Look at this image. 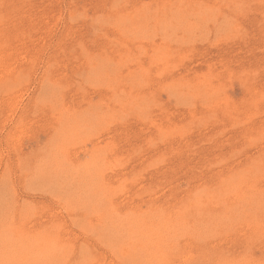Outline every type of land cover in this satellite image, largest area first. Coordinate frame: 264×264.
Instances as JSON below:
<instances>
[{"label":"rangeland","instance_id":"1","mask_svg":"<svg viewBox=\"0 0 264 264\" xmlns=\"http://www.w3.org/2000/svg\"><path fill=\"white\" fill-rule=\"evenodd\" d=\"M193 2L196 4L188 0H0V264H146L148 261L149 264H156V261L159 264L160 260V264H261L262 262L264 264L262 261L264 260V228L261 229L264 226V218H260L264 216V209L261 210L264 208V204L262 205L264 178L259 174L264 170V163H261L264 160L262 159L264 157V129H262L264 128L262 102L264 91L260 92L264 90V79L263 81L260 79L264 77V0H231V2L230 0H193ZM234 2L241 4L236 6ZM189 3L193 6H188ZM200 9L204 12L208 10L211 14L208 11L205 12L206 15L201 14ZM212 9L215 11H211ZM198 10L199 12H196ZM160 12L164 16L160 15ZM200 14L202 17L204 15L205 19L209 16L207 19L213 22L202 21L204 17H200L199 20ZM222 15H225V18ZM179 19L182 21L179 22ZM226 21L227 23H224ZM193 23L194 27L190 25ZM138 45L139 47H136ZM153 46L157 48L153 49ZM147 50L151 52L150 55ZM133 52L139 53L136 56L137 53ZM146 56L151 57V60L145 58ZM218 60L221 63L217 62ZM95 64L96 66H93ZM108 64L111 65L110 67L114 65V68H108ZM249 73L254 74L252 75L254 77ZM52 76H55L54 79ZM249 76L252 79H249ZM255 79L261 82L258 81L259 84H256L258 82L254 81ZM43 80L45 81L42 82ZM197 81L200 83L198 84ZM180 85L182 87H179ZM162 87L164 90L161 89ZM167 87H170L169 90ZM146 102L149 105L146 106ZM118 103L121 105L119 106ZM152 103L155 104L151 109ZM232 110L242 114L237 119L239 121L243 119L244 121L238 122L244 125L234 124L238 115L233 114ZM87 111L89 114L93 113L90 114L91 117L88 116L90 118L87 117L88 119L85 118L88 115ZM149 111L150 115H148ZM230 114L235 116L229 117ZM245 115L253 121L251 119L246 121ZM164 118L173 119L171 121L165 119V121ZM152 119L153 121H150ZM63 124L64 127L68 126L65 128L66 132L69 130L67 137L63 132ZM165 124L170 128L174 126V129H168ZM236 125L239 126L235 128ZM75 126H80V131ZM181 126H185V130ZM60 127L63 130H60ZM82 128L85 130L82 131ZM160 128H163L161 133ZM259 128L263 131L261 132ZM154 131L159 133L160 138L156 137L158 134ZM244 131L246 136L242 138L241 134ZM171 133L172 135L176 133L175 136L179 133L182 136L178 134L174 139ZM163 134L166 135L165 137L170 135L171 140L172 138L176 140L172 141L174 144L170 141V136L165 139ZM238 135L239 137L236 138ZM253 135L260 140L255 139L256 142L253 143L254 139H251V142L249 139L255 138ZM170 142L172 146L169 145ZM239 155L242 156L243 161ZM232 157L233 160L236 159V163L231 160ZM257 157L258 161L262 159L257 163L258 167ZM220 158L221 160L227 158L229 161L226 162L232 163L231 166L230 163L226 164L224 159L221 162L225 163L221 164ZM251 159H253L251 165L255 163L253 164L255 166H250L255 167L256 170L249 167L255 171L258 168L255 176L254 170L251 171L248 167L247 171V166L250 164L247 161ZM77 163L82 173L76 172ZM240 163L247 166L243 169ZM222 167L227 172H224ZM231 168L234 171H228V169L232 170ZM95 169L98 170L93 173ZM218 170L223 172L218 174L220 173ZM245 171H247L244 174L246 177H249L247 174L252 173L250 177L252 175L254 179H243L246 177L241 173ZM161 172L164 176H168H161ZM226 173L228 175H225ZM236 174L239 179L232 177H236ZM259 175L262 177L259 178ZM242 176L245 183L240 180ZM91 177L94 180H91ZM158 177L160 181H163L161 180L163 177L165 183H171V188L169 184H163L164 182H162L163 186L159 185ZM230 179L233 181L230 182ZM188 181L190 184L187 183ZM193 182L196 183L195 186L192 185ZM205 183L208 189L204 186ZM238 183H242V186L236 185ZM172 184L178 185L172 187ZM227 186L233 187L229 189ZM166 187L169 191L172 189L171 193ZM238 189L245 194L239 193ZM255 189L258 191L256 192ZM205 190L208 196L205 195L207 192L202 193ZM223 190L234 192L230 193L231 195L237 192L238 196L235 194L232 199L233 197L228 193L226 195L221 192ZM252 190L254 193H251ZM185 191L191 195L186 194ZM197 191L201 194V199L196 196ZM152 192L154 195L151 196ZM173 193L174 195H171ZM192 193L196 194L193 196ZM258 193H261V196ZM152 197L153 199H150ZM244 197L246 199L249 197L250 201ZM253 197L255 199H250ZM209 198H212V201ZM225 199L226 201L232 199L234 202L228 201L223 204ZM240 201L255 202L254 208L249 210L255 209L253 214L249 213L245 216L244 212L239 211L241 208L238 204H243ZM188 203H191V209ZM252 204L241 206L242 210L254 205ZM109 206L112 208H107ZM148 206L149 208L155 206L153 211L149 210L151 213H148ZM231 208L236 209V211L232 209L235 214L242 213L244 216L238 218L237 215L232 214V211L229 213L228 210ZM159 209L164 215H160ZM195 210L200 215H197ZM225 212L227 217H224ZM149 214H152L150 224ZM221 214L224 215L222 219H226V223L220 219ZM228 217L230 220L227 219ZM179 218L184 222L183 224L178 220ZM161 220L170 223L172 221L175 226L180 224L184 228L179 225L174 227L173 224V226L163 224ZM258 220L263 226L258 224L260 223ZM221 221H224L223 224L219 223ZM213 223H218L217 226L220 227L217 229ZM166 224L170 228H167L169 226ZM198 225L203 227L201 226L199 230ZM160 226L164 229L162 232H160L162 228L158 229ZM186 227L190 230L187 231ZM239 227L243 230L238 231ZM155 228L156 231L159 230L157 233L153 231ZM252 229L255 231L252 232ZM130 230L134 232L131 233ZM212 230H215L214 234ZM170 231L175 232L172 236L174 239L177 237L175 241L172 240L175 243L170 240L172 235V233L169 235ZM177 231V235L181 238L176 235ZM185 232L186 235L183 236ZM256 232L257 234H254ZM150 234L154 237H149ZM247 235H250L247 238L248 242ZM47 236L51 239V243H48L49 246L52 244L50 249H47L49 246L43 243L50 241ZM168 238L170 242L167 243ZM232 240L235 241L231 244ZM217 243L219 244L216 245ZM210 244L213 245L210 247ZM154 247L157 248L155 251ZM163 257L167 258L168 262Z\"/></svg>","mask_w":264,"mask_h":264},{"label":"bare ground","instance_id":"2","mask_svg":"<svg viewBox=\"0 0 264 264\" xmlns=\"http://www.w3.org/2000/svg\"><path fill=\"white\" fill-rule=\"evenodd\" d=\"M188 1H189V2H192V3H195V2H193V0H192V1L188 0ZM228 1H229V0H228ZM186 2H187V1H186ZM199 2H200V1H199ZM230 2H231V0H230ZM257 2H258V1H257ZM192 3H189L190 5L188 4V6H190V7L193 6V5H191ZM200 3H201V2H200ZM214 3H215V2H214ZM245 3H246V2H245ZM195 4H196V3H195ZM198 4H199V3H198ZM234 4H235V2H234ZM236 4H241V3H236ZM236 4H235V5H236ZM199 5H200V4H199ZM226 5H228V4H226ZM235 5H234V6H235ZM211 6H212V5H211ZM236 6H238V5H236ZM190 7H189V8H190ZM194 7H195V6H194ZM197 7H198V6H197ZM198 8H199V7H198ZM201 8H202V7H201ZM211 8H212V7H211ZM211 8H209V9H211ZM234 8H235V7H234ZM161 9H162V8H161ZM164 9H165V8H164ZM178 9H180V8H178ZM191 9L194 10L193 8H191ZM191 9H189V10H191ZM214 9H216V8H214ZM214 9H212L211 11H213ZM174 10H175V9H174ZM176 10H177V9H176ZM180 10H181V9H180ZM217 10H218V9H217ZM160 11H161V10H160ZM171 11H172V10H171ZM178 11H179V10H178ZM182 11H184V9H183ZM185 11H187V9H186ZM200 11H201V14H205V15H206L205 12H207L208 10L204 12L203 9H202V10L200 9ZM214 11H215V10H214ZM239 11H240V10H239ZM179 12H180L181 14H184V13H182L181 11H179ZM190 12H191V11H189V13H190ZM196 12H199V10L196 11ZM196 12H195V13H196ZM203 12H204V13H203ZM209 12H210V11H208V13H209ZM232 12H234V11H232ZM164 13H165V12H164ZM168 13H170V12H168ZM175 13H176V12H175ZM177 13H178V12H177ZM191 13H192V12H191ZM208 13H207V15H208ZM165 14H166V13H165ZM171 14H172V12H171ZM187 14H188V12H187ZM196 14H197V13H196ZM196 14H195V15H196ZM201 14H200L199 18H200V17H201V18L204 17V18L202 19V21H204V20H209L210 23H211L212 20L207 19L209 16H206L207 18L205 19V16L203 15V17H202ZM209 14H211V12H210ZM212 14H213V13H212ZM222 14H223V13H222ZM160 15H163V14H161V12H160ZM173 15H174V14H173ZM178 15L180 16V14H178ZM192 15H193V13H192ZM197 15H198V14H197ZM163 16H164V15H163ZM165 16H167V14H166ZM184 16H186V14H185ZM184 16L182 17V19L184 18ZM213 16H214V14H213ZM213 16H212V18H213ZM215 16H216V15H215ZM222 16H223V15H222ZM161 17H162V16H161ZM174 17H176V16H174ZM234 17H235V16H234ZM162 18H163V17H162ZM167 18H169V17L167 16ZM170 18H171V17H170ZM178 18H179V17H178ZM178 18H177V20H178ZM180 18H181V16H180ZM191 18H192V17H191ZM199 18H197V19H199ZM201 18H200L199 20H201ZM223 18H225V15L223 16ZM227 18H228V17H226L225 20H227ZM173 19H174V18H173ZM185 19H188V17H187V18L185 17ZM185 19H184V20H185ZM195 19H196V18H195ZM171 20H172V18H171ZM175 20H176V18H175ZM175 20H174V21H175ZM179 20H180L179 22L182 21L181 19H179ZM184 20H183V22H184ZM213 20L215 21V18H214ZM231 20H232V18H231ZM163 21H164V20H163ZM167 21H170V20H167ZM172 21H173V20H172ZM172 21H171V23H172ZM185 21H186V20H185ZM220 21H221V20H220ZM164 22H165V21H164ZM188 22H189V20H188ZM192 22H193V20H192ZM194 22H195V23H198V22H196V20H194ZM212 22H213V21H212ZM221 22H222V21H221ZM221 22H220V23H221ZM173 23H174V22H173ZM175 23L177 24L178 21H176ZM175 23H174L173 25H175ZM185 23H187V21H186ZM224 23H227V21L224 22ZM228 23H231V22H228ZM160 24H161V23H160ZM198 24H199V23H198ZM221 24H222V23H221ZM234 24H235V23H234ZM164 25H165V24H164ZM170 25H171V24H170ZM179 25H182V24H179ZM185 25H186V24H185ZM190 25L193 26L194 23H193V24H190ZM224 25H226V24H224ZM232 25H233V24H232ZM171 26H172V25H171ZM171 26H170V27H171ZM182 26H183V25H182ZM192 26H191V27H192ZM229 26H231V25H229ZM172 27H173V26H172ZM179 27H180V26H179ZM184 27H185V26H184ZM186 27H187V25H186ZM186 27H185V28H186ZM188 27H189V26H188ZM191 27H190V28H191ZM193 27H194V26H193ZM197 27H198V26H197ZM219 27H220V25H219ZM174 28H175V27H174ZM221 28H222V27H221ZM228 28H230V27H228ZM181 29H182V28H181ZM216 29L219 30L218 28H216ZM185 31H186V30H185ZM219 31H222V30L220 29ZM229 31H230V30H229ZM128 33H130V32H128ZM216 33H217V32H216ZM184 36H185V35H184ZM182 37H183V36H182ZM142 38H143V37H142ZM151 38H152V37H151ZM190 38H191V37H190ZM139 42H140V41H139ZM153 42H154V41H153ZM249 42H250V41H249ZM150 44H151V43H150ZM150 44H149V45H150ZM154 44H156V43L154 42ZM166 44H167V43H166ZM151 45H152V44H151ZM211 45H213V44H211ZM257 45H258V44H257ZM141 46H142V43H141ZM143 46H144V45H143ZM156 46H157V45H156ZM156 46H153V49H154V47L157 48ZM166 46H167V45H166ZM174 46H175V45H174ZM136 47H139V45L136 46ZM150 47H151V46H150ZM195 47H196V46H195ZM144 48H145V47H144ZM146 48H147V47H146ZM250 48H251V47H250ZM142 49H143V48H142ZM148 49H152V48H148ZM166 50H167V49H166ZM187 50H188V49H187ZM187 50H186V51H187ZM141 51H142V50H141ZM147 51L149 52V50H147ZM150 51H151V50H150ZM139 52H140V51H139ZM139 52H136L137 54H136L135 52H133V53H135L136 56H137ZM187 52H188V51H187ZM242 52H243V51H242ZM250 52H251V51H250ZM150 53H151V52H149V55H150ZM195 53H196V52H195ZM130 54L132 55V53H130ZM144 54H145V53H144ZM200 54H201V53H200ZM208 54H209V53H208ZM211 54H212V53H211ZM0 55H1V53H0ZM12 55H13V54H12ZM149 55H147V56H149ZM183 55H184V54H183ZM187 55H188V57H189V54H187ZM202 55L204 56V54H202ZM34 56H35V55H34ZM132 56H133V55H132ZM147 56H146L145 58H149V59L151 58V57H147ZM153 56H154V55H153ZM190 56H191V55H190ZM197 56H199V55H197ZM200 56H201V55H200ZM205 56H206V55H205ZM31 57H32V56H31ZM89 57H90V56H89ZM140 57H141V56H140ZM33 58H34V57H33ZM87 58H88V57H87ZM90 58H91V57H90ZM143 58H144V57H143ZM143 58H142V59H143ZM179 58H180V57H179ZM211 58H212V57H211ZM116 59H117V58H116ZM129 59H130V58H129ZM134 59H135V58H134ZM134 59H132V60H134ZM136 59H137V58H136ZM136 59H135V60H136ZM154 59H155V58H153V60H154ZM176 59H177V58H176ZM180 59H181V58H180ZM188 59H189V58H188ZM88 60L90 61V59H88ZM114 60H115V59H114ZM146 60H147V59H146ZM150 60H151V59H150ZM150 60H148V61H150ZM110 61H111V60H110ZM128 61H129V60H128ZM148 61H146V62H148ZM161 61H162V59H161ZM219 61H220V60H218L217 62H219ZM126 62H127V61H126ZM130 62H131V60H130ZM140 62H141V61H140ZM171 62H173V61H171ZM250 62H251V61H250ZM91 63H92V62H91ZM94 63H95V62H94ZM113 63H114V61H113ZM115 63L117 64V62H115ZM118 63H119V62H118ZM122 63H123V62H122ZM133 63H134V62H133ZM136 63H137V62H136ZM158 63H159V62H158ZM161 63H163V62H161ZM184 63H185V62H184ZM219 63H221V61H220ZM110 64H111V62H110ZM120 64H121V63H120ZM147 64H148V63H147ZM255 64H256V63H255ZM5 65H6V64H5ZM77 65H78V64H77ZM112 65H113V64H112ZM117 65H118V64H117ZM127 65H128V62H127ZM140 65H142V64H140ZM148 65H150V64H148ZM156 65H157V62H156ZM183 65H184V64H183ZM207 65H208V67H209V68H208V67H207V68L210 69L209 63H208ZM63 66H64V65H63ZM93 66H96V64L93 65ZM108 66H109V64H108ZM110 66H111V65H110ZM110 66H109L108 68H114V65H113V67H110ZM115 66H116V65H115ZM118 66H119V65H118ZM122 66H123V65H122ZM129 66H133V64H131V65L129 64ZM144 66H145V65H144ZM152 66H153V65H152ZM175 66H176V65H175ZM205 66H206V65H205ZM229 66H230V65H229ZM6 67H7V66H6ZM123 67H125V66H123ZM127 67H128V66H127ZM136 67H137V66H136ZM145 67H147V65H146ZM164 67H165V66H164ZM172 67H173V66H172ZM185 67H186V66H185ZM185 67H184V68H185ZM223 67H225V66H223ZM227 67H228V66H227ZM44 68H45V67H44ZM86 68H87V67H86ZM90 68H92V67H90ZM90 68H87V69H90ZM108 68H107V70H110V69H108ZM125 68H126V67H125ZM138 68H139V67H138ZM147 68H148V67H147ZM147 68H146V69H147ZM169 68H170V67H169ZM175 68H176V67H175ZM229 68H230V67H229ZM82 69L84 70V68H82ZM93 69H95V68H93ZM93 69H91V70H93ZM142 69H143V68H142ZM170 69H171V68H170ZM176 69H177V68H176ZM180 69H182V68H180ZM190 69H191V68H190ZM203 69H204V68H203ZM222 69H223V68H222ZM222 69H220V70H222ZM6 70H7V69H6ZM51 70H52V69H51ZM193 70H194V69H193ZM193 70H192V71H193ZM233 70H234V69H233ZM54 71H55V70H54ZM93 71H95V70H93ZM93 71H91V73H92ZM104 71H105V70H104ZM104 71H103V72H104ZM113 71H114V70H113ZM139 71H140V68H139ZM154 71H155V70H154ZM170 71L172 72V70H170ZM174 71H175V70H174ZM194 71H195V70H194ZM234 71H235V70H234ZM240 71H241V69H240ZM243 71H244V70H243ZM159 72H160V71H159ZM175 72L177 73V71H175ZM181 72H182V71H181ZM181 72H180V73H181ZM217 72H218V71H217ZM221 72H222V71H221ZM5 73H6V72H5ZM166 73H167V72H166ZM168 73H170V72H168ZM172 73H173V72H172ZM190 73H191V72H190ZM218 73H219V72H218ZM227 73H228V72H227ZM233 73H234V72H233ZM131 74H132V73H131ZM178 74H179V73H178ZM198 74H199V71H198ZM215 74H216V73H215ZM236 74H238V73H237V70H236ZM240 74H241V73H240ZM243 74H244V73H243ZM249 74H250V73H249ZM255 74H256V73H255ZM10 75H11V74H10ZM10 75H9V78H10ZM158 75H159V74H158ZM167 75H168V74H167ZM190 75H191V74H190ZM190 75H189V76H190ZM216 75H217V74H216ZM219 75H221V73H220ZM226 75H227V74H226ZM250 75H251V74H250ZM252 75H254V74H252ZM252 75H251V76H252ZM14 76H15V75H14ZM22 76H23V75H22ZM133 76H134V75H133ZM160 76L162 77V75H160ZM164 76H165V75H164ZM174 76H175V75H174ZM178 76H179V75H178ZM238 76H239V75H238ZM255 76H257V74H256ZM7 77H8V76H7ZM7 77H6V79H7ZM20 77H21V76H20ZM52 77H53V76H52ZM54 77H55V76H54ZM54 77H53V79H54ZM176 77H177V76H176ZM179 77H180V76H179ZM191 77H192V76H191ZM216 77H217V76H216ZM216 77H215V78H216ZM220 77H221V76H220ZM252 77H254V76H252ZM258 77H259V76H258ZM170 78H171V77H170ZM255 78H257V77H255ZM6 79H5V80H6ZM92 79H93V78H92ZM172 79H173V78H172ZM174 79H175V78H174ZM177 79H178V78H176V80H177ZM249 79H252V78H250V76H249ZM260 79H262V81H263L264 77H263V78H260ZM10 80H12V79H10ZM16 80H17V79H16ZM182 80H183V79H182ZM200 80H201V79H200ZM8 81H9V80H8ZM44 81H45V80H43L42 82H44ZM142 81H143V80H142ZM146 81H147V80H146ZM167 81H168V80H167ZM224 81H225V80H224ZM248 81H249V80H248ZM254 81H256V79H255ZM258 81L261 82V80H258ZM258 81H256V82H258ZM19 82H20V81H19ZM40 82H41V81H40ZM156 82H157V81H156ZM158 82H159V81H158ZM170 82H171V81H170ZM181 82H182V81H181ZM184 82H185V81H184ZM197 82H198V84L200 83L199 81H197ZM246 82H247V81H246ZM9 83H10V82H9ZM47 83H48V82H47ZM154 83H155V82H154ZM165 83H166V82H165ZM167 83H168V82H167ZM172 83H173V82H172ZM174 83H175V82H174ZM177 83H178V82H177ZM149 84H150V83H149ZM179 84H180V83H179ZM239 84H240V82H239ZM248 84H249V83H246V85H248ZM256 84H259V82L256 83ZM11 85H12V84H11ZM156 85H157V84H156ZM183 85H184V84H183ZM241 85H242V84H241ZM246 85H245V86H246ZM9 86H10V84H9ZM66 86H68V85H66ZM106 86H107V85H106ZM161 86H162V85H161ZM170 86H172V85H170ZM228 86H229V85H228ZM243 86H244V84H243ZM255 86H256V85H255ZM10 87H11V86H10ZM156 87H157V86H156ZM163 87H164V86H163ZM163 87H162L161 89H163ZM176 87H177V86H176ZM179 87H182V86L180 85ZM221 87H222V86H221ZM229 87H230V86H229ZM239 87H242V86H239ZM258 87H259V86H258ZM67 88H68V87H67ZM145 88H146V87H145ZM167 88H168V90H169L170 87H167ZM167 88H166V90H167ZM187 88H188V87H187ZM222 88H223V87H222ZM121 89H122V88H121ZM181 89H183V88H181ZM259 89H260V88H259ZM262 89H263V88H262ZM5 90H6V89H5ZM163 90H164V89H163ZM166 90H165V91H166ZM176 90H177V89H176ZM249 90H250V89H249ZM254 90H255V89H254ZM177 91L179 92L180 90H177ZM244 91H246V90L244 89ZM262 91H264V90H261L260 92L262 93ZM136 92H137V91H136ZM186 92H187V91H186ZM226 92H227V91H226ZM226 92H225V93H226ZM166 93H167V92H166ZM180 93H181V91H180ZM195 93H196V91H195ZM219 93H221V92H219ZM242 93H244V92H242ZM248 93H249V92H248ZM254 93H255V92H254ZM263 93H264V92H263ZM143 94H145V93H143ZM177 94H178V93H177ZM226 94H228V93H226ZM255 94H257V93H255ZM182 95H183V94H182ZM244 95H245V93H244ZM260 95H261V94H260ZM262 95H263V94H262ZM262 95H261V96H262ZM7 96H8V95H7ZM179 96H180V95H179ZM195 96H196V95H195ZM225 96H226V95H225ZM177 97H178V96H176V98H177ZM180 97H182V96H180ZM184 97H185V96H184ZM221 97H222V96H221ZM221 97H220V98H221ZM238 97H239V96H238ZM254 97H255V96H254ZM254 97H253V98H254ZM258 97H259V96H258ZM263 97H264V95H263ZM263 97H262V98H263ZM143 98H144V97H143ZM210 98H212V97H210ZM249 98H250V97H249ZM249 98H248V99H249ZM151 99H152V98H151ZM151 99H149V100H151ZM215 99H216V98H215ZM234 99H235V98H234ZM245 99H247V98H245ZM250 99H251V98H250ZM260 99H261V98H260ZM260 99H259V100H260ZM60 100H61V99H60ZM227 100H229V99H227ZM259 100H258V103L260 102ZM145 101H146V100H145ZM152 101H153V100H152ZM180 101H182V100H180ZM239 101H241V99H240ZM153 102H154V101H153ZM226 102H227V101H226ZM248 102H249V100H248ZM262 102L264 103V101H262ZM90 103H91V102H90ZM133 103H135V102H133ZM239 103H240V102H239ZM146 104H148V103L146 102L145 105H146ZM154 104H155V103H154ZM154 104L152 103L153 106H151V109L154 107ZM210 104H211V103H210ZM246 104H247V103H246ZM249 104H250V103H249ZM38 105H39V104H38ZM40 105H41V104H40ZM58 105H60V103H59ZM118 105L120 106L121 104L118 103ZM148 105H149V104H148ZM224 105H225V104H224ZM239 105H240V104H239ZM243 105H245V104L243 103ZM243 105H242V106H243ZM257 105H258V104H257ZM61 106H62V105H61ZM146 106H147V105H146ZM201 106H202V105H201ZM246 106H247V105H246ZM248 106H249V105H248ZM262 106H263V104H262ZM262 106H261V107H262ZM122 107H123V106H122ZM144 107H145V106H144ZM212 107H213V106H212ZM215 107H216V106H215ZM223 107H224V106H223ZM253 107H254V106H253ZM261 107H260V108H261ZM53 108H56V107H53ZM129 108H130V107H129ZM218 108H219V107H218ZM250 108H251V107H250ZM257 108H258V107H257ZM56 109H57V108H56ZM120 109H122V108H120ZM151 109H150V111H151V113H152V110H151ZM251 109H253V108H251ZM255 109H256V108H255ZM50 110H51V109H50ZM91 110H92V109H91ZM260 110H261V109H260ZM52 111H54V110H52ZM56 111H57V110H56ZM150 111L148 112V115L151 114ZM193 111H194V110H193ZM227 111H230V110H227ZM252 111H253V110H252ZM252 111H251V112H252ZM262 111H263V108H262ZM92 112H93V110H92ZM210 112H211V111H210ZM215 112H216V111H215ZM232 112H233V110H232ZM245 112H246V111H245ZM253 112H254V111H253ZM257 112H258V111H257ZM83 113L86 114V112H83ZM161 113H162V112H161ZM165 113H166V112H164V114H165ZM230 113H231V112H230ZM254 113H255V112H254ZM59 114H60V113H59ZM85 114H84V115H85ZM87 114H88V115H86L85 118H87L91 113L89 114V111H87ZM92 114H93V113H92ZM92 114H91V115H92ZM223 114H224V113H223ZM233 114H237V115H238V116L236 115V116H237L236 118L233 117V118L236 119V120L233 119L234 121H236V122H234V124H235V123H238L239 125L243 124V123H239V122L244 121L243 119H242V121H241V119H240V121L237 119V118L240 117L242 114L239 113V114H240V115H239L237 112H233ZM233 114H230L229 117H231V115H232V116H235V115H233ZM261 114H262V113H261ZM81 115H82V114H81ZM91 115H90V117H91ZM152 115H153V114H152ZM159 115H161V114H159ZM159 115H158V116H159ZM171 115H172V114H171ZM192 115H193V114H192ZM216 115H217V114H215V116H216ZM227 115H228V114H227ZM247 115H248V114H247ZM247 115H245L246 118L244 117V118L246 119V121H248L249 119H251V121H253L252 118H249V119H248V118H247ZM249 115H250V114H249ZM252 115H253V113H252ZM263 115H264V114H263ZM73 116H74V115H73ZM73 116H72V117H73ZM76 116H77V115H76ZM165 116H166V115H165ZM184 116H185V115H184ZM186 116H187V115H186ZM253 116H254V115H253ZM56 117H57V116H56ZM68 117H69V116H68ZM83 117H84V116H83ZM90 117H88V118H90ZM92 117H93V116H92ZM171 117H173V116H171ZM212 117H214V116H212ZM251 117H252V116H251ZM85 118H84V119H85ZM88 118H87V119H88ZM149 118H150V116H149ZM152 118H153V117H152ZM186 118H187V117H185V119H186ZM197 118H198V117H197ZM225 118H226V117H225ZM227 118H228V117H227ZM258 118H259V117H258ZM258 118H257V119H258ZM262 118H263V117H262ZM262 118H260V119H262ZM32 119H33V118H32ZM58 119H60V117H59ZM81 119H82V118H81ZM91 119H92V118H91ZM165 119H166V120L168 119V120L171 121L173 118H172V119H170V118H164V120H165ZM180 119H181V118H180ZM217 119H218V118H217ZM247 119H248V120H247ZM255 119H256V118H255ZM65 120H66V118H65ZM74 120H76V119H74ZM166 120H165V121H166ZM59 121H61V120H59ZM59 121H58V123H59ZM72 121H73V120H72ZM89 121H90V120H89ZM92 121H93V120H92ZM150 121H153V119L150 120ZM183 121H184V120H183ZM183 121H182V122H183ZM188 121H189V120H188ZM238 121H239V122H238ZM74 122H76V121H74ZM86 122H87V120H86ZM167 122H169V121H167ZM172 122H173V121H172ZM180 122H181V121H180ZM180 122H179V123H180ZM190 122H191V121H190ZM228 122H229V121H228ZM260 122H261V121H260ZM58 123H57V124H58ZM163 123H165V122H163ZM188 123H189V122H188ZM252 123H253V122H252ZM67 124H68V123H67ZM148 124L150 125V123H148ZM247 124H248V123H247ZM249 124H250V123H249ZM3 125H4V124H3ZM34 125H35V124H34ZM61 125H62V124H61ZM84 125H85V124H84ZM158 125H159V124H158ZM165 125H166V124H165ZM182 125H183V124H182ZM189 125H190V124H189ZM239 125H236L235 128H236L237 126H239ZM243 125H244V124H243ZM255 125H256V124H255ZM70 126H71V124H70ZM86 126H87V125H86ZM86 126H85V128H86ZM225 126H226V125H225ZM229 126H230V125H229ZM248 126H249V125H248ZM62 127H64V124H63ZM62 127H60V130H63ZM66 127H68V126H66ZM66 127H64L63 132L66 133V137H67V136H68V133H69V130H67V132H68V133H67V132L65 131V128H66ZM75 127H76V126H75ZM83 127H84V126H83ZM166 127H167V125H166ZM173 127H174V126H173ZM173 127H171V128H173ZM179 127H180V126H179ZM181 127H182V126H181ZM223 127H224V126H223ZM250 127H251V125H250ZM61 128H62V129H61ZM76 128H78V131H80V130H79L80 126H78V127H76ZM140 128H141V127H140ZM152 128H153V125H152ZM152 128H151V129H152ZM167 128L169 129L170 127H167ZM171 128H170V129H171ZM176 128H178V127L176 126ZM182 128L185 130V126H183ZM182 128H181V129H182ZM239 128H240V127H239ZM242 128H243V127H242ZM253 128H254V127H253ZM253 128H252V129H253ZM260 128H261V126H260ZM260 128H259V129H260ZM20 129H21V128H20ZM22 129H23V128H22ZM56 129H57V128H56ZM67 129H69V128H67ZM70 129H71V128H70ZM72 129H73V127H72ZM72 129H71V130H72ZM88 129H89V128H88ZM162 129H163V128H160V131H159L160 133L162 132ZM173 129H174V128H173ZM183 129H182V130H183ZM187 129H188V128H187ZM262 129H264V128H262ZM18 130H19V129H18ZM58 130H59V129H58ZM83 130H85V129L82 128V131H83ZM166 130H167V129H166ZM178 130H179V129H178ZM178 130H177V131H178ZM236 130H237V129H236ZM244 130H245V128H244ZM248 130L250 131V129H248ZM253 130H254V132H255V128H254ZM28 131H29V130H28ZM72 131H73V130H72ZM82 131H81V132H82ZM163 131H164V130H163ZM175 131H176V130H175ZM238 131H239V130H238ZM238 131H236V132H237L236 134H238ZM246 131H247V129H246ZM246 131H244V133H242L243 135L241 134L242 138H243V136H244V137L246 136V134H245ZM257 131H258V130H257ZM260 131H261V129H260ZM262 131H263V130H262ZM262 131H261V132H262ZM59 132H60V131H59ZM59 132H58V133H59ZM154 132H156V131H154ZM164 132H165V131H164ZM171 132H172V131H171ZM241 132H242V131H241ZM241 132H239V133H241ZM250 132H253V131H250ZM263 132H264V131H263ZM65 133H62V134H65ZM156 133H157V132H156ZM156 133H155V135H156ZM169 133H170V132H169ZM257 133H258V132H256V135H257ZM60 134H61V133H60ZM150 134H152V131L150 132ZM157 134H158V135H156V137L159 136V133H157ZM175 134H176V133H173V135H174V136H173L172 133H171V136H173L174 139H175V137H176L179 133H178L176 136H175ZM244 134H245V135H244ZM253 134H254V133H253ZM260 134H261V133H260ZM262 134H263V133H262ZM262 134H261V135H262ZM160 135H161V134H160ZM163 135H164V137L166 136L165 134H163ZM184 135H185V134H184ZM247 135H249V134H247ZM256 135H253V137H255ZM258 135H259V134H258ZM168 136H170V135H168ZM168 136L165 137V139H166V138L168 139V138H169ZM171 136H170V138H169L170 141H171V142H172V141L175 142L176 140H173V138H172V140H171ZM179 136H182V135L179 134ZM228 136H229V135H228ZM250 136H251V134H250ZM19 137H20V136H19ZM64 137H65V136H64ZM88 137H89V136H88ZM156 137H154V138H156ZM161 137H162V136H161ZM237 137H239V135L236 136V138H237ZM259 137H260V136H259ZM261 137H262V136H261ZM55 138H57V137H55ZM62 138H63V136H62ZM158 138H160V136H159ZM230 138H231V137H230ZM242 138L240 137V139H242ZM247 138H249V137H247ZM14 139H15V138H14ZM19 139H20V138H19ZM87 139H88V138H87ZM152 139H153V137H152ZM179 139H180V137H179ZM232 139H233V138H232ZM240 139H239V140H240ZM251 139H254V140H253V143L256 142L255 139L260 140V138H258V137L250 138L249 140H251ZM262 139H263V138H262ZM20 140H21V139H20ZM64 140H65V139H64ZM85 140H86V139H85ZM153 140H154V139H153ZM177 140H178V139H177ZM223 140H224V138H223ZM236 140H237V139H236ZM236 140H234V142H235ZM242 140H246V139H242ZM249 140H248V141H249ZM55 141H56V140H55ZM161 141H162V138H161ZM166 141H167V140H166ZM230 141H231V140H230ZM95 142H96V141H95ZM110 142H111V140H110ZM163 142H165V141L163 140ZM171 142H170L169 145H171ZM174 142H172V144H174ZM178 142H179V141H178ZM243 142H245V141H243ZM251 142H252V140H251ZM259 142L261 143V141H259ZM79 143H80V142H79ZM107 143H108V142H107ZM165 143H166V142H165ZM168 143H169V140H168ZM168 143H167V144H168ZM249 143H250V142H249ZM249 143H248V144H249ZM253 143H252V144H253ZM263 143H264V142H263ZM68 144H69V143H68ZM110 144H111V143H110ZM245 144H246V143H245ZM19 145H20V144H19ZM56 145H57V144H56ZM95 145H96V144H95ZM104 145H105V144H104ZM250 145H251V144H250ZM258 145H259V144H258ZM16 146H18V145H16ZM171 146H172V145H171ZM238 146H239V145H238ZM251 146H252V145H251ZM251 146H249V147L251 148ZM254 146H255V145H254ZM254 146H253V147H254ZM260 146H261V145H260ZM262 146H263V144H262ZM113 147H115V146H113ZM228 147H229V146H228ZM104 148H105V147H104ZM242 148H245V147L242 146ZM242 148H239V149H242ZM246 148H247V150H248V146H247ZM14 149H15V148H14ZM54 149H55V147H54ZM61 149H62V148H61ZM108 149H109V147H108ZM114 149H115V148H114ZM256 149H257V148H256ZM259 149H260V147H259ZM51 150H52V149H51ZM236 150H237V148H236ZM236 150H235V151H236ZM263 150H264V149H263ZM263 150H262V151H263ZM52 151H53V150H52ZM107 151H109V150H107ZM254 151H255V150H254ZM12 152H13V151H12ZM43 152H44V151H43ZM100 152H101V150H100ZM175 152H176V151H175ZM240 152L243 153V151H240ZM246 152H247V151H245V153H246ZM58 153H59V151H58ZM94 153H95V152H94ZM261 153H262V152H261ZM100 154H101V153H100ZM263 154H264V151H263ZM263 154H262V155H263ZM95 155H96V154H95ZM227 156L229 157L230 155H227ZM231 156H233V155H231ZM239 156L241 157V160H242V156H241V155H239ZM256 156H258V155H256ZM259 156H260V155H259ZM93 157H95V156H93ZM93 157H92V158H93ZM96 157H97V156H96ZM96 157H95V158H96ZM234 157H235V155H234ZM240 157H239V160H240ZM253 157H255V154L253 155ZM261 157H262V156H261ZM261 157H260V158H261ZM221 158H222V157H221ZM221 158H220V160H219L220 162L223 161V159H224V158H223V159L221 160ZM245 158H247V157L245 156ZM245 158H244V159H245ZM97 159H98V158H97ZM112 159H113V158H112ZM233 159H234V158L232 157L231 160H233ZM253 159H254V158H253ZM253 159L247 161V162H250V164H249L248 166H247V164H246V165H242L243 163H242V164L240 163L241 166H242V168L244 169V168H245L244 166H247V171H248L249 169H250L251 171H253V170L255 169V167H251L253 164H255V163H253V164L251 165ZM262 159H264V157H263ZM262 159H260V161H261ZM1 160H2V159H1ZM95 160H96V159H95ZM167 160H168V159H166V161H167ZM224 160H225V162H226L228 159L225 158ZM231 160H230V161H231ZM254 160H255V159H254ZM256 160H257V161H256V164H257L258 162H260V161H258V160H259L258 157H257ZM88 161H89V160H88ZM164 161H165V160H164ZM228 161H229V160H228ZM233 161L235 162L236 159L233 160ZM242 161H243V160H242ZM262 161H263V162H261V163H264V160H262ZM92 162H93V161H92ZM225 162H221V164H224ZM231 162H232V161H231ZM234 162H233V163H234ZM237 162H238V161H237ZM93 163H94V162H93ZM93 163H92V164H93ZM96 163H98L97 160H96ZM229 163H230V162H229ZM229 163L226 162V164H229ZM235 163H236V162H235ZM88 164H89V162L87 163V165H88ZM92 164H91V165H92ZM231 164H232V163H230V166H231ZM87 165H85V166L87 167ZM91 165H89V166L91 167ZM96 165H97V164H96ZM96 165H93V166L96 167ZM250 165H251V166H250ZM263 165H264V164H263ZM18 166H19V164H18ZM152 166H153V165H152ZM225 166H226V165H225ZM249 166H250L251 168H254V169H251ZM253 166H255V165H253ZM256 166L258 167V164H257ZM259 166H260V163H259ZM261 166H262V165H261ZM73 167L76 168L75 166H73ZM77 167H78V163H77ZM83 167H84V166H83ZM97 167H98V165H97ZM236 167H237V166H236ZM248 167H249V169H248ZM257 167H256V168H257ZM58 168H59V167H58ZM98 168H99V167H98ZM222 168H223L224 172H227V170L225 171V168H224V167H222ZM240 168H241V167H240ZM263 168H264V167H263ZM263 168H262V169H263ZM77 169H78V170H77L76 172L79 173V171H80V170H79V167H78ZM83 169H85V167H84ZM88 169H89V167H88ZM231 169H232V168H231ZM259 169H260V167H259ZM90 170H92V168H91ZM96 170H98V169H95L93 173H95ZM255 170H256V169H255ZM255 170H254V173H253L254 176H255V172L258 171V168H257V171H255ZM73 171H74V170H73ZM81 171H82V170H81ZM81 171H80V172H81ZM228 171L232 172V171H234V170H233V169H232V170H229V169H228ZM237 171H238V170H237ZM242 171H243V170H242ZM242 171H240V172H242ZM247 171L241 173V175H244ZM22 172H23V171H22ZM86 172H87V171H86ZM89 172H90V171H89ZM91 172H92V171H91ZM97 172H98V171H97ZM218 172H220V173H218V174H221V172H223V171H222V170H221V171L218 170ZM230 172H228V173H229L230 176H231V173H230ZM260 172H261V171H260ZM260 172H259V174H260V175L262 174V175H263V178H264V174H263V173H264V170L262 171L263 173H262V172L260 173ZM74 173H75V172H74ZM81 173H82V172H81ZM93 173H92V174H93ZM161 173H162V172H161ZM216 173H217V172H216ZM249 173H250V172H249ZM164 174H165V172H164ZM209 174H211V173H209ZM250 174H252V173H250ZM250 174H247V175H249V177H246V176L244 175V177H246V178H243V176H242L240 180H242V178H243V179H247V178H250V179L252 178V179H254V176L251 175V177H250ZM63 175H64V174H63ZM87 175H89V174L87 173ZM109 175H110V174H109ZM162 175H163V173L161 174V176H162ZM169 175H170V174H169ZM207 175H208V174H207ZM222 175H223V174H222ZM225 175H228V174L226 173ZM256 175H258V173H257ZM260 175H259V178L262 177V176L260 177ZM32 176H33V175H32ZM97 176H98V175H97ZM97 176H96V178H97ZM163 176H164V175H163ZM166 176H168V175H165L164 177H166ZM212 176H213V173H212ZM216 176H217V174H216ZM218 176L220 177V175H218ZM98 177H99V176H98ZM207 177H208V176H207ZM224 177H227V176H224ZM232 177H233V178H238V179H239V177H238L237 174H236V177H234V176H232ZM4 178H5V177H4ZM91 178H92V177H91ZM168 178H169V177H168ZM168 178H167V181L169 180ZM202 178L204 179V177H202ZM208 178H209V177H208ZM212 178H213V177H212ZM255 178H256V177H255ZM259 178H258V179H259ZM158 179H159V177H158ZM158 179H157V181H159V185L162 184V182H164V180H165V178H163V177L161 178V180H163V181H160V179H159V180H158ZM172 179H173V178H172ZM200 179H201V177H200ZM203 179H202V181H203ZM217 179H218V178H217ZM250 179H249V180H250ZM1 180H2V179H1ZM27 180H28V179H27ZM59 180H60V179H59ZM70 180H71V179H70ZM91 180H94V179L92 178ZM100 180H101V179H100ZM135 180H136V179H135ZM215 180H216V179H215ZM220 180H221V179H220ZM157 181H156V183H157ZM165 181H166V180H165ZM199 181H200V180H199ZM208 181H209V180H208ZM218 181H219V179H218ZM227 181H229V180H227ZM231 181H233V180L230 179V182H231ZM238 181H239V180H238ZM242 181H243V180H242ZM244 181H245V180H244ZM244 181H243V182H244ZM250 181H251V180H250ZM263 181H264V180H263ZM26 182H27V181H26ZM70 182H71V181H70ZM111 182H112V181H111ZM122 182H123V181H122ZM160 182H161V183H160ZM170 182H171V181H170ZM191 182H192V181H191ZM219 182H220V181H219ZM219 182H218V183H219ZM234 182H235V181H234ZM252 182H253V181H252ZM254 182H255V181H254ZM258 182H259V181H258ZM106 183H107V182H106ZM108 183H110V182H108ZM166 183H167V182H166ZM166 183L164 182L163 184H165V185H168V184H169V182H168L167 184H166ZM172 183H174V181H173ZM187 183H189V181H188ZM208 183H209V182H208ZM212 183H214L213 180H212ZM225 183H227V182L225 181ZM244 183H245V182H244ZM256 183H257V181H256ZM260 183L262 184V182H260ZM260 183H259V184H260ZM50 184H51V182H50ZM163 184H162V186H163ZM170 184H171V183H170ZM170 184H169V185H170ZM189 184H190V183H189ZM194 184H196V183L193 182L192 185H194ZM198 184H200V183H198ZM198 184H197V185H198ZM205 184H206V185H204V186H207V189H208V185H207V183H205ZM251 184H252V183H251ZM261 184H260V185H261ZM143 185H144V184H143ZM153 185H154V184H153ZM165 185H164V186H165ZM173 185H174V187H177L178 184H177L176 186H175V184H172V187H173ZM197 185H196V187H197ZM219 185H220V184H219ZM236 185H238V186H242V183H238V184H236ZM243 185H244V184H243ZM247 185H248V184H247ZM260 185H259V186H260ZM14 186H15V185H14ZM194 186H195V185H194ZM209 186H210V184H209ZM238 186H237V188H238ZM252 186H254V185L252 184ZM104 187H105V186H104ZM112 187H113V186H112ZM188 187H189V186H187V188H188ZM190 187H191V185H190ZM227 187H229V186H227ZM232 187H233V186H232ZM232 187L230 186L229 189H232ZM234 187H236V186H234ZM245 187H246V186H245ZM262 187H263V186H262ZM262 187H261V188H262ZM83 188H84V186H83ZM102 188H103V187H102ZM105 188H106V187H105ZM105 188H103V189H105ZM137 188H138V187H137ZM155 188H156V186H155ZM163 188H164V187H163ZM167 188H168V187H166V189H167ZM169 188H171V185H170ZM169 188H168V191H169ZM219 188H220V187H219ZM239 188H241V187H239ZM246 188H247V187H246ZM255 188H257V187L255 186ZM103 189H102V190H103ZM122 189H123V188H122ZM173 189H174V188H173ZM176 189H177V188H176ZM182 189H183V188H182ZM184 189H185V187H184ZM203 189H204V188H203ZM252 189H253V188H252ZM66 190H68V189H66ZM163 190H164V189H163ZM171 190H172V189H170V191H171ZM178 190H179V189H178ZM210 190H212V188H211ZM219 190H220V189H219ZM233 190H235V189H233ZM250 190H251V189H250ZM250 190H249V191H250ZM259 190H260V189H259ZM83 191H84V190H83ZM134 191H135V190H134ZM161 191H162V190H161ZM170 191H169V193H171ZM179 191L181 192L182 190H179ZM179 191H178V192H179ZM186 191H187V190H186ZM186 191H185V192H186ZM195 191H196V190H195ZM208 191H209V190H208ZM235 191H237V190H235ZM245 191H246V190H245ZM255 191H256V189H255ZM257 191H258V190H257ZM257 191H256V192H257ZM260 191H262V190H260ZM260 191H259V192H260ZM183 192H184V191H183ZM197 192H198V195H196V196H199L200 199H201V196H200L201 194H199V191H197ZM197 192H196V193H197ZM205 192H207V190H205V191L202 192V193L205 194ZM217 192H219V195H220V191L217 190ZM217 192H216V193H217ZM221 192H224V190L221 191ZM238 192H239V189H238ZM169 193H168V195H169ZM196 193H192L193 196H194V194H196ZM224 193H226V195H227V193H228L229 195H231V194L234 193V192L231 193V191H230V193H231V194H230L229 191L227 190V192L225 191ZM236 193H237V192H236ZM236 193H235V194H236ZM239 193H241V194H245V193H242V192H239ZM251 193H254V190H252ZM152 194H153V192L151 193V196H152ZM160 194H161V193H159V195H160ZM175 194H176V193H175ZM179 194H180V193H179ZM179 194H177V195L179 196ZM181 194H182V193H181ZM183 194H184V193H183ZM183 194H182V195H183ZM186 194H190V193L186 192ZM217 194H218V193H217ZM235 194H233L234 197H235ZM68 195H69V194H68ZM153 195H154V194H153ZM163 195H164V194L162 193V196H163ZM166 195H167V194H166ZM171 195H174V193L171 194ZM182 195H181V196H182ZM184 195H185V194H184ZM190 195H191V194H190ZM202 195H203V194H202ZM205 195L208 196V192H207ZM210 195H211V194H209V196H210ZM219 195H218V196H219ZM229 195H228V196H229ZM233 195H231V197H233ZM258 195L261 196V193H260V194L258 193ZM258 195H257V196H258ZM175 196H176V195H175ZM188 196H189V195H188ZM206 196H205V198H206ZM211 196H212V195H211ZM218 196H217V197H218ZM228 196H226V197L228 198ZM236 196H238V195L236 194ZM239 196H240V195H239ZM241 196H243V195H241ZM241 196H240V197H241ZM247 196H248V195H247ZM247 196H246V197H247ZM75 197H76V196H75ZM81 197H82V196H81ZM170 197H173V196H170ZM217 197H216V198H217ZM220 197H222V195H220ZM224 197H225V196H224ZM229 197H230V196H229ZM234 197H233L232 199H234ZM240 197H238L237 200H239ZM254 197H255V196H254ZM254 197H253V198H250V199H255ZM77 198H78V197H77ZM159 198H162V197H159ZM164 198H165V197H164ZM227 198H226V199H227ZM244 198H245V197H244ZM248 198H249V197H248ZM248 198H247V199L245 198V199L248 201V200H249ZM59 199H60V198H59ZM123 199H124V197H123ZM150 199H153V197L150 198ZM169 199H170V198H169ZM179 199H181V198H179ZM198 199H199V198H198ZM200 199H199V203H200ZM209 199H211V201H212V198H209ZM226 199H225V201L223 202V204H226L228 201H229V202H232V201H233L232 199H231V200L229 199L228 201H226ZM64 200H65V199H64ZM75 200H76V199H75ZM121 200H122V199H121ZM162 200H163V199H162ZM162 200H161V201H162ZM167 200H168V198H167ZM188 200H189V199H188ZM191 200H192V199H191ZM191 200H190V201H191ZM235 200H236V199H235ZM237 200H236V201H237ZM246 200H244V201H246ZM257 200H258V199H257ZM68 201H70V200H68ZM86 201H87V200H86ZM158 201H159V200H158ZM178 201H179V200H178ZM194 201H195V200H194ZM197 201H198V200H197ZM206 201H208V199H207ZM211 201H209V202H211ZM213 201H215V200H213ZM218 201H220V200H218ZM221 201H222V199H221ZM249 201H250V200H249ZM251 201H255V200H251ZM263 201H264V200H263ZM263 201H262V205L264 204ZM70 202H71V201H70ZM70 202H69V203H70ZM152 202H153V201H152ZM154 202H155V201H154ZM163 202H164V200H163ZM188 202H189V201H188ZM233 202H234V201H233ZM240 202H243V201H240ZM53 203H54V202H53ZM114 203H115V202H114ZM195 203H196V202H195ZM206 203H208V202H206ZM218 203H219V202H218ZM218 203H217V204H218ZM249 203H250V205H251V203H253L254 205L252 204L253 206H251V207L249 206V207H248L249 209H248V208H246V209L243 208V210H246V211H243V210H242L243 205H246V204L249 205ZM249 203H247V202H246V203L243 202V204H238V202L236 203V204L240 205V208H241V209H240L239 211L244 212V214H246L245 216H247L249 213L251 214V213L255 210V209H254L253 211H249L250 208H251V210H252V207L254 208V206H255V202H249ZM256 203H258V202L256 201ZM57 204H58V203H57ZM159 204H160V203H158V205H159ZM162 204H163V203H162ZM166 204H167V203H166ZM175 204H176V203H175ZM175 204H174V206H176ZM177 204H178V203H177ZM196 204H197V203H196ZM208 204H209V203H208ZM211 204H212V203H211ZM41 205H42V204H41ZM91 205H93V204H91ZM150 205H151V204H150ZM154 205H155V203H154ZM188 205H189V206H188L189 209H191V208H190L191 203H188ZM202 205L205 206L204 204H202ZM234 205H235V204H234ZM238 205H236V206H237L236 209H238ZM248 205H247V206H248ZM13 206H14V205H13ZM77 206H78V205H77ZM99 206H100V205H99ZM112 206H113V205H112ZM152 206H153V205H152ZM160 206H161V205H160ZM169 206H170V205H169ZM179 206H180V205H179ZM192 206H194V205L192 204ZM195 206H196V205H195ZM212 206H213V204H212ZM214 206H215V205H214ZM225 206H226V205H224V208H225ZM241 206H242V207H241ZM247 206H244V207H247ZM263 206H264V205H263ZM263 206H261V208H262ZM41 207H42V206H41ZM66 207H67V206H66ZM154 207H155V206H154ZM154 207H153V208H154ZM157 207H158V206H157ZM218 207H219V206H218ZM220 207H221V206H220ZM64 208H65V207H64ZM98 208H99V207H98ZM107 208H112V207L109 206V207H107ZM148 208H149V206H148ZM153 208H151V206H150V208L148 209V213H149V212L151 213V211H149V210H150V209L152 210ZM184 208H185V206H184ZM199 208L201 209V207H199ZM213 208H214V207H213ZM255 208H256V207H255ZM257 208H258V207H257ZM80 209H82V208H80ZM92 209H93V208H92ZM164 209H165V207H164ZM187 209H188V208H187ZM232 209H233V208H231V210L229 209L228 212L230 213V212L232 211V212H233L232 214L234 215V214L236 213V212H234V211H236V209H233L234 211H233ZM247 209H248V211H247ZM263 209H264V208H262L261 210L263 211ZM111 210H113V209H111ZM153 210H154V209H153ZM153 210H152V211H153ZM157 210H158V209H157ZM204 210H205V209H204ZM214 210H215V209H214ZM218 210H219V209H218ZM223 210H224V209H223ZM226 210H227V209H225V211H226ZM85 211H86V210H85ZM89 211H90V208H89ZM103 211H104V210H103ZM176 211H178V210H176ZM176 211H175V212H176ZM179 211H180V210H179ZM184 211H185V210H184ZM184 211H183V212H184ZM201 211H202V210H201ZM201 211H200V213H201ZM237 211H238V210H237ZM257 211L260 212V210H258V209H257ZM15 212H16V211H15ZM39 212H40V211H39ZM159 212H160V209H159ZM195 212H196V210H195ZM197 212H198V211H197ZM197 212H196V213H197ZM203 212H204V211H203ZM228 212H227V213H228ZM16 213H17V212H16ZM41 213H42V212H41ZM78 213H79V212H78ZM105 213H106V212H105ZM110 213H111V212H110ZM116 213H117V212H116ZM155 213H157V212H155ZM164 213H165V212H164ZM198 213H199V212H198ZM198 213H197V215H200V214H198ZM218 213H219V212H217V214H218ZM32 214H33V213H32ZM158 214H159V213H158ZM161 214L164 215L163 212H162V213L160 212V215H161ZM167 214H168V212H167ZM189 214H190V213H189ZM203 214H204V213H203ZM207 214H210V213H207ZM223 214H224V213H223ZM223 214H221L222 217L220 216L221 218H220V217H219V218H220L221 220H224L225 223H226V222H227L226 219H222V218H224V217H227L226 212H225V216H224ZM239 214H240V213L235 214L234 216L237 215V217H238V216H241V217H242L243 214H242V213H241L240 215H239ZM252 214H253V213H252ZM40 215H41V214H40ZM113 215H114V214H113ZM140 215H142V213H141ZM145 215H147V214L145 213ZM151 215H152V214H149V217H150V218L148 217V219H149V224L151 223V222H150V219H151V217H152ZM233 215H232V216H233ZM254 215H255V214H254ZM115 216H116V215H115ZM121 216H122V215H121ZM180 216H181V215H180ZM180 216H179V217H180ZM207 216H208V215H207ZM207 216H206V217H207ZM215 216H216V215H215ZM223 216H224V217H223ZM228 216H229V215H228ZM243 216H244V215H243ZM252 216H253V215H252ZM136 217H137V216H136ZM195 217H196V216H195ZM197 217H198V216H197ZM258 217H260V216H258ZM114 218H115V217H114ZM160 218H161V217H160ZM238 218H239V217H238ZM238 218H236V219H238ZM247 218H248V217H247ZM249 218H250V217H249ZM260 218H264V216H263V217H260ZM152 219H154V218H152ZM162 219H163V218H162ZM183 219H184V218H183ZM210 219H211V218H210ZM215 219H216V218H215ZM227 219H229V217H228ZM257 219H258V218H257ZM0 220H1V219H0ZM178 220H180V221L182 222V220H181L180 218H179ZM229 220H230V219H229ZM238 220H240V219H238ZM238 220H237V221H238ZM242 220H243V219H242ZM252 220H253V219H252ZM259 220H260V219H259ZM259 220H258V221H259ZM158 221H160L159 218H158ZM165 221H166V220H165ZM180 221H179V223H180ZM183 221H184V220H183ZM201 221H202V220H201ZM216 221H217V220H216ZM224 221H221L222 223H221V222H219V223H220V224H223ZM246 221H247V220H246ZM84 222H85V221H84ZM95 222H96V221H95ZM104 222H105V221H104ZM161 222H163V224H164V223L171 224V226L174 225V227H177L178 225H179V227H181L180 224H176L177 226H175V224H173L172 221H171V223H170V222H164V220H163V221L161 220ZM161 222H158V223H161ZM206 222H207V221H206ZM208 222H209V221H208ZM214 222H215V221H214ZM217 222H218V221H217ZM241 222H243V221H241ZM247 222H250V221H247ZM254 222H255V221H254ZM259 222H260V221H259ZM73 223H74V222H73ZM86 223H87V222H86ZM152 223H153V222H152ZM183 223H184V222H182V224H183ZM255 223H258V222H255ZM33 224H34V223H33ZM149 224L147 223V225H149ZM167 224H166V225H167ZM172 224H173V225H172ZM182 224H181V225H182ZM191 224H192V223H191ZM201 224H202V223H201ZM207 224H208V223H207ZM234 224H235V223H234ZM234 224H233V225H234ZM240 224H241V223H240ZM252 224H253V223H252ZM258 224H259V225H262L261 222L258 223ZM263 224H264V223H263ZM26 225H27V224H26ZM154 225H155V224H154ZM159 225H160V224H159ZM192 225H194V224H192ZM192 225H191V226H192ZM205 225H206V223H205ZM213 225H216V226H217L218 223H215V224L213 223ZM213 225H210V226H213ZM228 225H229V224H228ZM242 225H243V224H242ZM246 225H247V224H246ZM248 225H249V224H248ZM30 226H31V225H30ZM32 226H33V225H32ZM149 226H150V225H149ZM152 226H153V225H152ZM167 226H169V225H167ZM167 226H166V227H167ZM188 226H189V225H188ZM188 226H187V227H188ZM196 226H197V225H196ZM199 226H200V225H198L197 228L200 230L203 226L201 225L202 227L200 226V228H199ZM239 226H240V225H239ZM251 226H252V225H251ZM262 226H263V225H262ZM23 227H24V226H23ZM164 227H165V226H164ZM187 227L185 228L186 230H187ZM205 227H206V226H205ZM218 227H220V225L217 226V229H218ZM232 227H233V226H232ZM240 227H241V226H240ZM240 227H239V229H240ZM259 227H261V226H259ZM8 228H9V227H8ZM25 228H26V227H25ZM29 228H30V227H29ZM138 228H140V226H139ZM145 228H146V227H145ZM149 228H150V227H149ZM160 228H162V227L160 226L158 229H160ZM167 228H170V226L167 227ZM181 228H184V226H182ZM188 228H190V227H188ZM212 228H213V227H211V229H212ZM248 228H249V227H248ZM250 228H251V227H250ZM262 228H264V226L261 227V229H262ZM95 229H96V228H95ZM98 229H99V228H98ZM115 229H116V228H115ZM156 229H157V228H155V230H153V231H156ZM173 229H174V228H173ZM173 229H172V230H173ZM177 229L179 230L180 228H177ZM190 229H191V228H190ZM190 229H188L187 231H189ZM211 229L209 228L210 231H211ZM214 229H215V228H214ZM51 230H52V229H51ZM133 230H134V229H133ZM133 230H132V231H133ZM163 230H164V229L162 228V229L160 230V232H162ZM169 230H170V229H169ZM186 230H185V231H186ZM193 230H194V228H193ZM206 230H207V229H206ZM209 230H208V231H209ZM215 230H216V229H215ZM215 230H214V231H215ZM241 230H243V229H240V230H238V231H241ZM32 231H33V230H32ZM130 231H131V230H130ZM132 231H131V233H132ZM135 231H136V230H135ZM137 231H138V230H137ZM144 231H145V230H144ZM148 231H149V230H148ZM153 231H152V232H153ZM158 231H159V230H158ZM158 231H156V233H157ZM208 231H206V233H207ZM214 231L212 230L213 234H214ZM225 231H226V230H225ZM246 231H248V230H246ZM254 231H255V230L252 229V232H254ZM256 231H257V228H256ZM258 231H259V230H258ZM39 232H40V231H39ZM133 232H134V231H133ZM146 232H147V231H146ZM146 232H145V233H146ZM166 232H167V231H166ZM168 232H169V231H168ZM182 232H183V231H182ZM192 232H193V231H192ZM195 232H196V231H195ZM198 232H199V231H198ZM202 232H203V231H202ZM249 232H250V231H249ZM138 233H140V231H139ZM141 233H142V232H141ZM156 233H155V235H156ZM171 233H172V232L170 231L169 235H171ZM196 233H197V232H196ZM196 233H194V234H196ZM243 233H245V231H244ZM243 233H241V234H243ZM142 234H143V233H142ZM158 234H160V233H158ZM158 234H157V235H158ZM173 234L175 235V232H173L172 235H171V238H170L171 241H172V240L175 241V239L177 238V237H176L175 239L172 238ZM177 234H178V231H177L176 235H177ZM198 234H199V233H198ZM234 234L236 235V233H234ZM247 234H248V233H247ZM254 234H257V232L254 233ZM254 234H253V236H254ZM260 234H261V233H260ZM260 234H259V235H260ZM13 235H14V234H13ZM18 235H19V234H18ZM150 235H151V234H150ZM180 235H181V234H180ZM184 235H186V232H185V234H183V236H184ZM211 235H212V234H211ZM224 235H225V234H224ZM235 235H234V236H235ZM245 235H246V234H245ZM262 235H263V234H262ZM16 236H17V235H16ZM152 236H153V235H151V236H149V237H152ZM177 236H178V238H179V237L181 238V236H179V235H177ZM183 236H182V238H183ZM196 236H198V235H196ZM240 236H242V235H240ZM247 236H248V235H247ZM249 236H250V235H249ZM249 236L246 237V239L249 238ZM47 237H48V240H50V241H49V242L46 241V242H43V243H44V245H48V246H49L48 243H51V239H49V238H50L49 236H47ZM107 237H108V236H107ZM147 237H148V236H147ZM153 237H154V236H153ZM212 237H213V236H212ZM224 237H225V236H224ZM256 237H257V236H256ZM260 237H261V236H260ZM260 237H259V238H260ZM43 238H45V236H44ZM108 238H109V237H108ZM134 238H135V237H134ZM144 238H145V237H144ZM250 238H251V237H250ZM261 238H262V237H261ZM18 239H19V238H18ZM155 239H156V238H155ZM158 239H159V238H158ZM193 239H194V238H193ZM226 239H227V238H226ZM240 239H241V238H240ZM240 239H239V241H240ZM244 239H245V238H244ZM246 239H245V242H246ZM41 240H42V239H41ZM52 240H53V239H52ZM62 240H63V239H62ZM149 240H150V239H149ZM151 240H152V239H151ZM191 240H192V239H191ZM211 240H212V239H211ZM237 240H238V239H237ZM241 240H243V239H241ZM249 240H253V239H249ZM254 240H255V239H254ZM260 240H261V239H260ZM17 241H18V240H17ZM29 241H30V240H29ZM37 241H38V240H37ZM42 241H43V240H42ZM54 241H55V240H54ZM134 241H135V240H134ZM168 241H169V238H168V240H167L166 242L168 243ZM174 241H172V242H174ZM200 241H201V240H200ZM203 241H205V240H203ZM229 241H230V240H229ZM233 241H235V240H232V241H231V244H232ZM141 242H142V241H141ZM169 242H170V241H169ZM209 242H210V241H209ZM209 242H208V243H209ZM247 242H248V239H247ZM260 242H262V240H261ZM46 243H47V244H46ZM167 243H165V245H166ZM174 243H175V242H174ZM198 243H200V242H198ZM213 243H214V242H213ZM227 243H228V242H227ZM53 244H54V243H53ZM55 244H56V243H55ZM140 244H141V243H140ZM218 244H219V243H217L216 245H218ZM244 244H245V243H244ZM261 244H263V242H262ZM25 245H26V244H25ZM146 245H148V244H146ZM146 245H145V246H146ZM167 245H168V244H167ZM212 245H213V244H210V247H211ZM216 245H214V246H216ZM252 245H253V244H252ZM254 245H255V244H254ZM3 246H4V245H3ZM32 246H33V245H32ZM42 246H43V244H42ZM48 246H47V247H48ZM50 246H52V244H51ZM50 246H49V248H47V247H44V248L50 249ZM53 246H54V245H53ZM58 246H59V245H58ZM60 246H61V245H60ZM113 246H114V245H113ZM145 246H144V247H145ZM162 246H163V244H162ZM162 246H161V247H162ZM229 246H230V245H229ZM259 246H260V245H259ZM37 247H38V246H37ZM144 247H143V248H144ZM254 247H255V246H254ZM261 247H262V246H261ZM29 248H30V247H29ZM35 248H36V247H35ZM40 248H41V247H40ZM42 248H43V247H42ZM155 248H156V247H154V249H153L154 251L157 249V248H156V249H155ZM238 248H240V247H238ZM255 248H256V247H255ZM47 249H46V250H47ZM61 249H62V248H61ZM123 249H124V247H123ZM147 249H148V248H147ZM171 249H172V248H171ZM173 249H174V248H173ZM177 249H178V248H177ZM177 249H176V250H177ZM186 249H187V248H186ZM53 250H54V249H53ZM55 250H56V249H55ZM85 250H86V249H85ZM119 250H121V249H118V251H119ZM139 250H140V248H139ZM160 250H161V249H160ZM174 250H175V249H174ZM243 250H246V249H243ZM247 250H248V249H247ZM262 250H263V249H262ZM30 251H31V250H30ZM172 251H173V250H172ZM210 251H211V250H210ZM82 252H83V251H82ZM121 252H123V251H121ZM141 252H142V251H141ZM149 252H150V251H149ZM151 252H152V251H151ZM163 252H164V251H163ZM169 252H171V251H169ZM230 252H231V251H230ZM232 252H234V251H232ZM138 253H139V252H138ZM158 253H159V250H158ZM235 253H236V251H235ZM134 254H135V253H134ZM150 254H151V253H150ZM164 254H165V253H164ZM203 254H204V253H202V255H203ZM222 254H223V253H222ZM251 254H252V252H251ZM119 255H120V254H119ZM121 255H122V254H121ZM27 256H28V255H27ZM27 256H26V257H27ZM51 256H52V255H51ZM122 256H123V255H122ZM161 256H162V255H161ZM161 256H160V257H161ZM188 256H189V254H188ZM224 256H225V255H224ZM235 256H236V254H235ZM24 257H25V256H24ZM30 257H31V256H30ZM33 257H34V256H33ZM152 257H153V256H152ZM157 257H158V256H157ZM166 257L168 258V256H166ZM202 257H203V256H202ZM211 257H212V256H211ZM250 257H251V256H250ZM34 258H35V257H34ZM58 258H59V257H58ZM138 258H139V257H138ZM141 258H142V257H141ZM154 258H155V257H154ZM163 258H164V257H163ZM167 258H166V259L164 258V259L168 262V259H167ZM183 258H184V257H183ZM203 258H204V257H203ZM203 258H202V260H203ZM218 258H219V257H218ZM24 259H25V258H24ZM86 259H87V258H86ZM88 259H89V258H88ZM147 259H148V258H147ZM149 259H150V258H149ZM151 259H152V258H151ZM164 259H162V260H164ZM169 259H170V262H171V257H170ZM233 259H234V258H232V261H233ZM52 260H53V259H52ZM52 260H51V262H53ZM56 260H57V259H56ZM140 260H141V259H140ZM143 260H146V258H145V259L143 258ZM143 260H142V261H143ZM156 260H157V259H156ZM165 260H164L163 262H165ZM175 260H176V258H175ZM256 260H257V259H256ZM27 261H28V260H27ZM57 261H58V260H57ZM57 261H56V262H57ZM62 261H63V260H62ZM64 261H65V260H64ZM81 261H82V260H81ZM85 261H86V260H85ZM146 261H147V260H146ZM152 261H153V260H152ZM262 261H264V260H262ZM65 262H66V261H65ZM148 262H149V261H148ZM148 262H147L146 264H149ZM160 262H161V260L159 261V264H160ZM203 262H204V261H203ZM217 262H218V261H217ZM233 262H234V261H233ZM54 263H55V262H54ZM74 263H75V262H74ZM89 263H90V262H89ZM91 263H92V262H91ZM139 263H140V262H139ZM143 263H144V262H143ZM43 264H44V263H43ZM151 264H152V263H151ZM156 264H157V261H156ZM166 264H168V263H166ZM220 264H221V263H220ZM228 264H229V263H228ZM261 264H263V262H262Z\"/></svg>","mask_w":264,"mask_h":264}]
</instances>
